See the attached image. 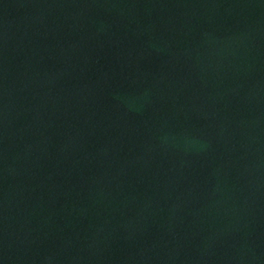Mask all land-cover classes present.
I'll return each instance as SVG.
<instances>
[{"label": "water", "instance_id": "water-1", "mask_svg": "<svg viewBox=\"0 0 264 264\" xmlns=\"http://www.w3.org/2000/svg\"><path fill=\"white\" fill-rule=\"evenodd\" d=\"M0 264H264V0H0Z\"/></svg>", "mask_w": 264, "mask_h": 264}]
</instances>
